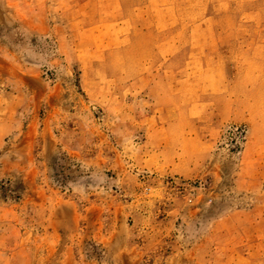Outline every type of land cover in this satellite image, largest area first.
<instances>
[{"label": "rangeland", "instance_id": "374dc122", "mask_svg": "<svg viewBox=\"0 0 264 264\" xmlns=\"http://www.w3.org/2000/svg\"><path fill=\"white\" fill-rule=\"evenodd\" d=\"M81 4L0 0V118L13 125L0 264H264V180L247 183L258 152L245 126L264 114V0L179 2L174 29L187 32L153 71L139 62L163 58L149 43L168 35H114L103 66L80 63L100 41L79 32L66 57L59 40L88 22L74 18ZM145 72L172 83L133 81ZM155 125L200 141L178 147L195 151L192 175L165 170L173 153Z\"/></svg>", "mask_w": 264, "mask_h": 264}, {"label": "crops", "instance_id": "0c3cea01", "mask_svg": "<svg viewBox=\"0 0 264 264\" xmlns=\"http://www.w3.org/2000/svg\"><path fill=\"white\" fill-rule=\"evenodd\" d=\"M82 3L80 5V15H76L74 18H86L88 20L84 25L78 21L76 25H71L65 32V36L59 40L60 45L67 46V56L70 60H77V44L76 36L79 32L95 35L94 40L100 41V49L93 46L95 50L92 52H87L85 57L80 61L83 65H94L99 59L100 64L104 66V58L110 53L111 45L116 41H112L114 35L118 34H130L133 35L132 39L138 41L137 37L141 35H157L164 34L168 35L164 38V41L157 45L149 43V49L154 51L156 49L164 48L165 54L163 58L158 59L157 57L152 61L143 60L139 62L140 66H147L150 71L155 70L158 65L169 66L172 65L173 59L167 54V50L172 48V42L170 41V36L176 32H187V27L180 26L178 29H174V17L178 16L177 11H180V17L183 16V8L179 2H187L188 0H72ZM186 10V8H184ZM175 11V13H174ZM185 14V13H184ZM72 18V17H71ZM73 20V19H71ZM73 27V28H72ZM72 28V29H71ZM91 44H94L91 42ZM141 48V43L138 44ZM137 48V46H136ZM147 48V47H146ZM153 53V52H152ZM155 54V53H154ZM80 58V57H79ZM153 60V59H151ZM148 70V71H149ZM146 73V72H145ZM157 73V72H156ZM147 76L152 75V78L147 76L138 79L134 77L135 80L142 82L145 80L155 81L158 78L162 81L168 79L169 83H172V74L164 73L158 75H153L152 72L146 73ZM96 83V81H94ZM173 125H155L153 127L154 134L160 135L161 138L157 142V146H165L166 151L173 153V159L170 164L172 167H166L165 170L169 171L171 174L180 176H190L194 172V166L197 160H193L195 151H190L178 149L183 145H188L189 142L200 144V141L193 140L192 138L179 137V136H168V131ZM247 128V147H255L257 153L256 158L248 155L247 158L250 159L252 163L250 165L248 184L255 185L258 184L256 179L261 178L264 180V114L261 117L252 116L248 120ZM219 128L218 125H216ZM13 128L11 121L0 118V145L3 139L6 137L8 132ZM202 143V142H201ZM205 145L206 143H202ZM180 150V151H179ZM182 151V152H181ZM178 152H181L180 154ZM186 153V154H184ZM201 153V151H200ZM194 154V155H193ZM205 154V153H204ZM178 155V156H176ZM203 155V154H202ZM204 156V155H203ZM201 159L204 160V157ZM177 159L175 160L174 158ZM182 159V160H181ZM256 163V164H255ZM258 163V164H257ZM193 165V166H192ZM259 185V184H258ZM264 208V205H261ZM247 256V255H246ZM8 258V256H6ZM243 258V256H242ZM246 260V257H244Z\"/></svg>", "mask_w": 264, "mask_h": 264}]
</instances>
